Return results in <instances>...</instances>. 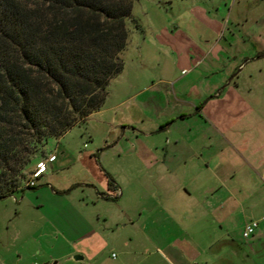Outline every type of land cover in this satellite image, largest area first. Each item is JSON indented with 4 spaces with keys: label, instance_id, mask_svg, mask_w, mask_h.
Here are the masks:
<instances>
[{
    "label": "crops",
    "instance_id": "crops-1",
    "mask_svg": "<svg viewBox=\"0 0 264 264\" xmlns=\"http://www.w3.org/2000/svg\"><path fill=\"white\" fill-rule=\"evenodd\" d=\"M202 36L188 31L169 33L167 29L154 34L156 40L180 52L182 57L178 56L174 63L177 68L181 62L186 64L180 68L183 75L147 84L148 95L140 99V105L153 103L154 115L134 119L127 114L117 121L101 109L87 117L97 116L104 121L108 126L105 137L111 136L110 127H120L116 143L124 140L129 145L120 150L125 158L122 163L115 170L107 168L108 187L115 190L116 202L131 205L123 208L121 215L142 236L137 241L133 236L125 239L123 246L127 249H122L126 257L114 261L117 254L112 257L111 252L113 261L105 260L104 232L111 227L108 217L101 220L92 209L61 205L65 189L52 188V193L46 192L50 206L45 200L33 202L27 212L29 218L24 221H28L24 223L26 229L17 232L14 242L5 244L0 264H150V255L143 259L128 256L137 255L139 251L133 249L148 242L168 248L172 254L174 247H194L190 238H172L171 225L189 232L184 221H221L240 199L260 192L256 180L264 181V99L255 89L264 84L260 82L264 68L255 63L264 56V48L258 36L231 32L213 34L214 46L206 50ZM200 58L207 59L206 63L202 64ZM246 67L248 76L241 78ZM184 104L190 105L191 111L182 110ZM146 120L149 128L144 124ZM179 120L192 124L186 128L174 126ZM199 120L203 122L200 128ZM203 124L207 127L202 128ZM93 152V148L87 152L91 159L88 165L96 171ZM102 155L100 151V158ZM57 160L56 155L50 163ZM90 181L95 187L93 177ZM42 190L33 194L40 198ZM33 194L23 193L21 202L29 203ZM99 194L106 199L112 197L105 192ZM22 213L23 210L16 212L15 218ZM262 218L253 220L258 222L257 227ZM255 230L251 240L256 237ZM29 241L30 245H26ZM14 253L18 254L17 260L12 259ZM184 255L188 256V252ZM174 256L179 258L175 253ZM178 261L188 264L185 259Z\"/></svg>",
    "mask_w": 264,
    "mask_h": 264
},
{
    "label": "rangeland",
    "instance_id": "rangeland-1",
    "mask_svg": "<svg viewBox=\"0 0 264 264\" xmlns=\"http://www.w3.org/2000/svg\"><path fill=\"white\" fill-rule=\"evenodd\" d=\"M125 23L126 46L119 54L123 69L110 80L106 98L101 107L105 115L117 121H120L121 117H126L127 114L134 119L143 117L144 114L154 115L153 103L140 105V99L148 95L147 84L152 81L157 83L160 79L171 81L183 75L180 73V68L186 64L181 62L179 68L174 64L176 58L181 56L180 52L175 48L172 51L163 41L154 38V34H159L160 29H167L169 33L175 31L201 33L204 35L202 36L203 46L206 50L214 46L211 40L213 34L217 33L222 36V34L231 32L249 33L254 38L258 36L257 40L264 48V0H134L131 16L125 20ZM176 26L179 29H176ZM253 42L255 43V40ZM200 59L202 64L207 61L204 58ZM255 65L264 68V56L259 58ZM238 70L239 67L234 74ZM247 72L246 67L241 78L247 77ZM262 79L260 82H264ZM255 90L264 99V84ZM171 106L173 103L169 104V107ZM180 108L185 112L191 111L188 104ZM199 121L197 127L200 128L203 122ZM148 123L147 120L144 123L148 125L147 128L150 124ZM191 124L190 121L180 122L179 120L174 126L186 128ZM114 127H110L113 131L111 136L105 137L104 130L108 126L97 116H92L85 122L74 125L63 136L48 139L43 155L36 156L24 172L21 186H25L36 161L54 153L58 156L57 162L48 163V170L36 180L35 189L25 188L21 191H14L12 195L0 199V251L4 249L6 243L16 240L17 232L22 231L24 221L29 218L27 212L30 211V206H34L33 202L46 201L48 197L46 192L52 193V188H64L65 193L60 196L64 204L61 205L69 207L71 204L72 207L85 211L92 209L100 214L101 220L104 216L108 217L111 227L104 232L107 238L105 239L107 240L105 241L107 242L105 260L107 262L112 260L111 252L117 254L114 261L126 257L122 249H127L123 246L125 239L133 236L134 241H137L136 239L142 236L134 226L127 224V219H124L126 217L121 215L123 208H129L131 205L127 201L117 203L115 190L108 187L110 178L107 176V168L115 170L118 164L122 163L125 158L120 154V150L128 144L124 140L116 143L121 128ZM206 127V124L202 125V128ZM91 148L94 149L92 157L96 164V171L91 170L92 168L88 165V160L91 159L88 158L90 154L87 152ZM100 151L103 152L101 158ZM91 177L96 182L92 183L95 187L90 185ZM256 183L261 186L260 192L240 199L230 209V215L221 218V221L216 220L211 223L208 218L196 223L182 221L183 226L187 227L189 232L175 228V224L171 225L172 238L176 236L190 238L194 247L188 249L174 247L171 249L172 254L168 248L160 247L158 244L148 242L135 249L132 247L134 242H131L130 248L139 252L137 255H127L128 258L143 259L150 255L156 264H180L178 259L182 261L185 259L188 264H264V181L262 183L257 179ZM41 189H43L41 196L37 198L33 193L36 194ZM26 192L33 194L29 202L31 205L27 200L21 202V197ZM100 192H105L112 197L103 198ZM49 206L50 203H48ZM19 210H23V213L18 219L14 214ZM260 216L263 218L255 230L256 237L254 240L250 237L246 240L242 235L245 225ZM25 229L26 225L23 230ZM26 245H30V241ZM187 252L188 256H185ZM174 253L179 257L177 260ZM12 259L17 260L18 254L14 253ZM152 261L150 264H155Z\"/></svg>",
    "mask_w": 264,
    "mask_h": 264
},
{
    "label": "trees",
    "instance_id": "trees-1",
    "mask_svg": "<svg viewBox=\"0 0 264 264\" xmlns=\"http://www.w3.org/2000/svg\"><path fill=\"white\" fill-rule=\"evenodd\" d=\"M133 1L0 0V199L35 189L21 181L48 139L101 109Z\"/></svg>",
    "mask_w": 264,
    "mask_h": 264
},
{
    "label": "built area",
    "instance_id": "built-area-1",
    "mask_svg": "<svg viewBox=\"0 0 264 264\" xmlns=\"http://www.w3.org/2000/svg\"><path fill=\"white\" fill-rule=\"evenodd\" d=\"M56 158V155L54 153L48 154L44 158L38 160L36 164L34 165V168L27 179L25 186L27 187H34L36 186V180L39 179L46 171H47V165L50 162H53ZM258 222L257 221H251L247 223L243 230V237L248 240L249 237L253 234L255 228L257 227ZM116 254L112 253V257H115ZM37 264V263H34Z\"/></svg>",
    "mask_w": 264,
    "mask_h": 264
}]
</instances>
